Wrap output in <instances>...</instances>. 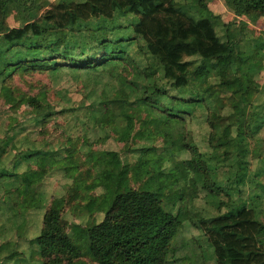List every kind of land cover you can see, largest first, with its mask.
<instances>
[{
	"label": "trees",
	"instance_id": "obj_1",
	"mask_svg": "<svg viewBox=\"0 0 264 264\" xmlns=\"http://www.w3.org/2000/svg\"><path fill=\"white\" fill-rule=\"evenodd\" d=\"M223 1L233 21L210 0H0V81L68 70L93 85L90 102L59 111L42 93L20 95L34 129L75 122L59 148L22 125L1 137L0 264H170L195 222L167 197L187 182L216 210L199 219L215 264H264V32L250 29L264 0ZM111 138L131 142L135 161L93 147ZM46 163L71 180L65 193L44 190ZM102 171L116 182L100 184ZM68 212L79 221L68 225Z\"/></svg>",
	"mask_w": 264,
	"mask_h": 264
},
{
	"label": "rangeland",
	"instance_id": "obj_2",
	"mask_svg": "<svg viewBox=\"0 0 264 264\" xmlns=\"http://www.w3.org/2000/svg\"><path fill=\"white\" fill-rule=\"evenodd\" d=\"M209 8L217 15H220L225 22L233 21V16L230 14L229 10L226 8L223 0H210ZM245 20V19H241ZM251 31L256 36L262 35L264 30L261 23L253 24L250 23ZM222 31V30H220ZM61 77L54 75L50 72H19L13 76V78H8L7 81H0V140L1 137L9 134L12 135L14 131H18L20 126H27L26 131H36L32 132L34 137L37 136L43 141H48L56 147H61L62 144L67 139V128L69 123L73 124L75 121L71 119L70 115L68 117L59 116L53 118L49 124L46 126H40L36 129L33 128L34 121L30 114L31 108L28 105L27 98L20 97L22 93L35 95L42 93L45 95L47 101L57 110H61L64 107H80L83 103L90 102L91 91L93 90V85L86 87V76L83 72L79 74H71L68 70L61 74ZM106 78L105 81H107ZM258 83L264 85V73L259 77ZM16 95V102L11 104L6 99V96L11 92ZM96 88L101 89L99 85ZM84 108L79 111V116L83 115ZM111 123L112 120H109ZM133 122H131V125ZM191 125L192 130L197 137L201 133L202 128L198 124ZM83 131L79 130L76 135H83ZM24 135V134H22ZM92 136V135H90ZM93 137V136H92ZM260 137L264 140V129L260 133ZM159 141L157 144L162 145V138H158ZM131 145V142L129 143ZM129 144L122 142H117L114 138H111L107 141L105 145L100 143H94V148L99 149L103 148H117L122 151L123 156H130L131 161L134 162L136 158L130 155L127 150ZM14 146V145H13ZM12 146V150L15 151L17 146ZM168 148H172L170 139L167 138ZM264 148V146H263ZM182 159L178 158L175 167L182 165ZM261 166V161H251V170H256L257 167ZM40 168L45 171L44 179V190L47 192L48 196L54 195L56 193L66 192L67 186L70 185L71 180L65 176L63 170L52 168L50 164H41ZM104 171V170H103ZM102 171V172H103ZM116 176H113L107 172H103L100 179V184L106 182H116ZM264 181V177L261 178ZM251 193V192H250ZM201 194L191 185L190 182L185 183L179 190H176L172 195L167 197L168 200L172 201L174 208H177L179 204L188 206L190 209V214L193 217L195 222L194 226L188 227L189 230H186L184 237H179L174 239L172 242V249L168 254V259L171 261L170 264H215L213 258V250L208 246L201 228L199 227V219L203 214L214 215L216 210L213 208L207 209V201L201 199ZM238 195H236L237 197ZM66 215V223H69L74 219L76 222L79 219H75L69 215V212ZM263 220H264V216ZM29 223L30 231L32 235L38 232V225L34 223L32 214H29ZM89 218H84L81 220L84 224L87 223ZM42 221V220H41ZM85 232V229H84ZM11 239H15L14 233L10 235ZM28 245H22V249H26ZM87 264H95L92 261H88Z\"/></svg>",
	"mask_w": 264,
	"mask_h": 264
},
{
	"label": "crops",
	"instance_id": "obj_3",
	"mask_svg": "<svg viewBox=\"0 0 264 264\" xmlns=\"http://www.w3.org/2000/svg\"><path fill=\"white\" fill-rule=\"evenodd\" d=\"M49 1H51V2H55V3H58V2H62V1H64V0H49ZM232 16H234V14L233 13H230ZM240 19H245L244 17H241ZM7 22H8V24L11 26V27H15V26H18L19 24H20V22L16 19V16H15V14H12V15H10L9 17H8V19H7ZM260 24L261 23V25H262V28H263V30H264V19H261V20H259L258 22H257V24Z\"/></svg>",
	"mask_w": 264,
	"mask_h": 264
}]
</instances>
